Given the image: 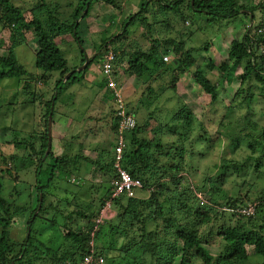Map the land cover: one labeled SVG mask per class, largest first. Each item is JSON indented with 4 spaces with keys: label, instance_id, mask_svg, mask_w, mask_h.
<instances>
[{
    "label": "rangeland",
    "instance_id": "obj_1",
    "mask_svg": "<svg viewBox=\"0 0 264 264\" xmlns=\"http://www.w3.org/2000/svg\"><path fill=\"white\" fill-rule=\"evenodd\" d=\"M40 1L14 0V4L27 18H31V7ZM46 1L61 12L62 18H68L76 5L82 3V0ZM263 2L264 0L238 1L240 5L248 8ZM89 3L90 15L79 20V36L84 47L79 46L74 34L70 32L57 41L71 69L63 78L64 86L60 95L55 90L60 79L58 73L51 74L45 82H38L42 72L36 66L33 50L38 47L33 31H26V42L14 49L15 58L28 72L29 77L5 78L0 81V170L11 172L0 174L2 195L11 204L13 211L20 207L25 208V211L14 215L15 223H12L9 229L10 242L15 244L16 248L15 254L28 238L27 222L30 211L36 210V216L40 212L35 179L29 170L31 160L37 161L38 155L31 157L30 147L25 152L15 145L6 144V140L33 143L40 150L41 137L46 129L44 114L47 107L44 100L48 101L54 95L57 101L52 103L53 154L73 156L81 153L83 157L88 158L81 160L79 170L72 175L81 180L80 185L70 183L69 178L55 180L46 192L48 209L36 221L34 227L35 249L45 255L40 264H59V260L71 248L66 236L73 228H78L77 224L88 223L86 219L79 217V212L88 215L96 212L102 198L108 193V183L105 182L106 178L101 176L99 163L106 161L100 156H103V153L104 157L112 153L115 145L114 131L111 129L116 120L115 106L107 87V77L101 70L103 56L109 47L119 58L116 64V80L121 86H125L124 96L128 109L136 115L141 126H144V122L152 121L150 126L144 127L139 135L140 139L154 138L152 128L157 126L155 121L168 124L174 121L178 113L179 116H187L186 108L191 110L193 119L190 127L193 134L188 137L183 125L179 124L176 128L181 130L178 139L182 138L177 142V148L190 152L184 156L186 163L185 167L183 166L184 171L180 174L184 178L185 186L196 191L204 203L210 202L215 196L216 204H225L234 199L250 201L264 196V89H260L253 78L251 86L242 84L239 78L242 70L227 57L232 43L244 35L245 26L249 24V11H245L248 15L241 12L243 15L214 20L206 13L191 12L188 9L189 0L180 2L181 12L178 14L163 11L157 0H112L111 4L102 0H89ZM144 4H148V7L142 10ZM263 16L261 9L255 11L252 16L255 18V25L264 21ZM133 19L135 20L132 22ZM129 21L132 22L130 25ZM125 24L129 26L125 28ZM125 29L127 32H124ZM2 32L4 34L1 36L7 39L9 45L11 33L4 29ZM121 33L125 35L119 38ZM1 38L0 55L7 56L8 45L2 43ZM177 45H182L184 52L200 49L191 52L196 58V63L188 71L180 64L184 56L177 53ZM152 48L157 50V58L148 63V71L138 76L130 69L131 55L137 51L149 52ZM84 51L93 61L86 71L79 72L85 63ZM165 55L171 57L169 62L164 61ZM162 60L165 62L164 68L160 67ZM211 62L216 67H212ZM221 63H227L230 69L221 70ZM74 68L78 71L77 76H81L79 74L83 72L84 74L77 81L69 83L68 78L75 73ZM197 68L215 85L218 96L216 102L196 83L194 73ZM175 76L179 79L176 87V79H173ZM26 83H30L31 87L25 91ZM33 90L38 93L36 100L30 94ZM250 90L254 95L249 94ZM43 94L46 97H43ZM248 96H252L250 101ZM237 107L238 109H235ZM127 134L126 139L129 138V133ZM168 136L170 138L166 143L176 140V137ZM252 147H256L257 152ZM11 155H14L15 159H9ZM248 157L252 159L249 161ZM174 159L179 160L177 157ZM229 161L237 163V166H229V176L224 186H220V192L214 189L215 182H218V179L223 180L224 176L217 178V175L223 171L227 172L226 169L222 171V167ZM138 195L147 198L149 191ZM207 210L210 211V220L204 225L199 223L198 232L202 235L205 248L217 257L219 252L225 249L219 237V223L222 224L223 219L215 217L216 214L211 208L207 207ZM114 215L117 216L116 210L110 212L107 218L111 219ZM3 216L4 214L0 213V218ZM227 216L229 222L230 216ZM32 220L34 219H30ZM255 221L258 225L264 224L262 215ZM244 222L247 228L253 225V222ZM112 224L118 225L116 221ZM155 226H149L151 231ZM136 227L138 229L141 225ZM110 228L109 224H103L96 242L107 255L120 256L119 251L109 252L114 243L119 247L123 241L121 238H115ZM1 231L0 226V233ZM48 250L56 255H52ZM247 251L249 255L246 261L239 262L240 259L236 256L232 263H264V256L255 253L252 246H247ZM107 255L105 257L110 258ZM129 256L141 262L139 253L130 252ZM176 264H179V259Z\"/></svg>",
    "mask_w": 264,
    "mask_h": 264
},
{
    "label": "trees",
    "instance_id": "obj_2",
    "mask_svg": "<svg viewBox=\"0 0 264 264\" xmlns=\"http://www.w3.org/2000/svg\"><path fill=\"white\" fill-rule=\"evenodd\" d=\"M102 1L109 2V4L112 3V0ZM157 1L163 11H169L175 14L181 12L179 4L183 0ZM238 1L189 0L188 9L195 13H206L207 16L214 20L220 17L232 18L243 14L248 15L245 11H249V24L245 26L244 35L241 39L237 38L232 43L227 57L237 65V68L242 70V74L239 75L242 84L251 86L253 78L260 89H264V21L255 25V18H252L256 10L259 11L261 9V12L264 13V2L248 8V6L240 5ZM54 7L48 4L46 0H41L31 7V18H27L26 14L14 4V0H0V26L2 29L8 30L11 33V42L6 48L8 54L7 56L0 55V81L5 78L29 77L28 72L18 62L17 58H15L14 49L16 46L26 42V31H33L37 37L38 47L35 50L36 66L42 72L38 77V82H45L51 74L58 73L60 79L57 81L55 90L60 95V90L64 86L63 78L71 69L68 67V62L63 56L57 41L63 35L69 34L70 32L74 34L79 46L84 47L83 41L79 36L80 23L78 22L80 19H86L90 15L91 3H89V0H82V3L79 2L76 5L68 18H62L61 12H58L57 8ZM87 7V13H84ZM147 7L148 4H144L142 10H145ZM241 12L245 13L242 14ZM131 23L129 21L128 24L130 25ZM128 24H125V28L129 26ZM126 30L124 32H127ZM123 35L125 33H121L119 38H122ZM1 42L3 43L4 41L2 40ZM199 50L193 49L192 51ZM183 52L184 47L177 45V53H181L184 56L180 64L188 71L195 65L196 58L191 55L190 50ZM157 54L158 52L155 48H152L149 52L137 51L133 53L131 55L130 69L138 76H142L148 71V63L156 60ZM118 59L117 57V61ZM83 62H85V58ZM116 64L115 69L117 70ZM211 66L216 67L213 62H211ZM160 67H165L163 60L161 61ZM220 67L223 71L230 69L227 63H221ZM74 72L68 78L69 83L71 81H77L79 77H83L84 72L79 74L81 76L76 75L78 73L76 72V68H74ZM194 75L196 83L212 97V101L216 102L218 96L216 95L215 85L200 68H197ZM173 79L177 80L174 83L176 87V82H179L178 76H175ZM30 87L31 84L26 83L24 90L26 91ZM250 92L251 90L249 94L254 95L253 92ZM30 94L36 100L37 91L30 92ZM43 97H46V95ZM248 97L250 101L252 96ZM56 101L57 97L54 95L50 100H44L45 106L47 107L46 113L44 114L46 118V129L41 137L42 144L40 150L33 143H15L14 139L6 140V144L15 145L17 148L24 149L25 152L30 147L32 151L31 157L38 155L37 161L31 160L29 170L35 179L38 202H40L41 192L43 193V200L38 216H34L36 210H29L30 218L27 223L31 233L27 240L19 246V250L15 254L16 248L14 247L15 244L10 242L9 229L12 223H15L13 220L14 215L17 212L21 213L25 211V208L20 207L18 210H12L11 204L2 195L3 186L2 180L0 179V213L4 214L0 218V226L2 227L0 233V264H40L44 260L45 255L40 250L35 249L34 227L36 221L48 209L46 206V192L48 188L54 184L55 180L60 181L66 178H69L68 181L70 183L73 182V184L77 185L81 183V180L72 177V175L73 172L79 170L81 160H88V158L83 157L81 153L73 156L67 154L55 156L52 149L50 154L45 157L48 148V119L52 103ZM243 102L247 103V101ZM235 109H238V107ZM186 110L187 116H179L178 113L174 121L168 124H159L155 121L157 126L152 128L155 136L151 140L139 138L144 127L152 124L151 120L144 122V126L138 123L134 130L128 132L129 138L126 139L123 167L129 172L132 178L141 180L144 188L139 190L135 197L129 198L126 195H121L115 199L112 210H116L117 216L114 215L111 219H105L103 222V224L110 225L111 234L115 238L123 239L119 247L118 244L114 243V247L109 251L110 253L119 251L121 255H107L97 244L96 240L101 233L100 230L103 224L99 227V231L95 233L94 238L92 237L96 227V220L99 218L101 210L111 195V182L118 177L115 169L113 150L112 153H108L105 157L103 153V156L100 157H103L106 161L100 160L101 162L99 163L101 176L106 178L105 182L108 183V193L102 198L101 205L96 212H91L89 215L79 212V217L86 219L88 223L85 225L77 224L78 228H73L66 236L71 244V248L59 260V264H80L91 253V241H94L95 244V257L97 259L103 258L104 264H176L178 259L179 264H233L232 261L236 256L240 259L239 262L248 259L249 253L247 246H252L255 253L264 256V224L258 225L255 221L258 216L262 215L264 218V196H259L250 201L234 199L231 200L232 202L227 201L225 204H216L217 198L215 196L213 199H210L211 201L209 200L210 202L206 201V205L197 196L196 191L184 185V178L180 174L184 171L183 166L185 167L184 164L186 163L184 161L186 157L184 156L190 152L188 150H182L180 147L177 148L176 144L182 138L178 139L181 130L179 131L176 128L179 124L180 126L183 125L188 137L193 134V130L190 127L193 119L192 112L190 109L186 108ZM117 128L118 120L116 117L114 125L111 128L114 131L115 141ZM168 135L176 137V140L171 143H166L170 138ZM180 136L182 137L183 135L181 134ZM252 138L251 136L250 139ZM66 140L65 142H68ZM252 149L257 152L256 147H252ZM176 157L179 160L176 161L174 159ZM13 158L15 159L14 155L9 156V159L13 160ZM251 159V157H248L249 161ZM226 164L223 165L222 171L226 169L227 172L223 171L217 175V178L224 176V179H218V182L214 180L216 183L214 189H218L220 192V186H224L229 176V166H237V163L233 161H229ZM1 172L2 174H11L9 170H0V174ZM146 191H149L147 198L138 195ZM253 203H257V208L255 214L252 216L238 215L232 212L233 210L245 208L248 204ZM207 207L214 210L215 217L223 219V223H219V229L221 230L219 237L222 239L225 249L223 251L221 250L217 257L205 248L201 239L202 235L198 232L199 223L204 225L210 220V211L207 210ZM227 215L230 216L229 222H227ZM33 217L34 220L31 222L30 219ZM113 220L118 225L112 224V222L114 223ZM244 221L253 222V225L247 228V226H244L246 225ZM149 224L156 225L152 231L150 229L151 227L149 228ZM136 225H141V227L137 229ZM127 247L128 249L126 250ZM49 252L54 256L56 255L53 251ZM130 252L139 253L141 262L136 258H131V256L128 257ZM105 255L110 258L105 257ZM122 261H125V263H121Z\"/></svg>",
    "mask_w": 264,
    "mask_h": 264
},
{
    "label": "built area",
    "instance_id": "obj_3",
    "mask_svg": "<svg viewBox=\"0 0 264 264\" xmlns=\"http://www.w3.org/2000/svg\"><path fill=\"white\" fill-rule=\"evenodd\" d=\"M163 59L165 62H169L171 57L165 55ZM116 61L117 53L109 47L104 54L101 70L107 77V87L112 93L116 117L118 120L116 141L114 145L115 169L118 177L111 182V195L101 210L99 218L96 220V227L92 234L93 238L95 233L99 231V227L103 224L104 220L108 219V214L113 211L112 205L115 199L121 195H126L129 198L135 197L138 191L144 188L142 181L132 178L129 172L123 167V155L126 147L125 135L137 127L138 121L136 115L130 112L126 105L123 86H121V83L116 80V76L118 75V70L115 69ZM256 208L257 203H253L248 204L245 208L233 210L232 212H235L238 215L252 216L255 214ZM90 246L91 253L86 256L80 264H104L103 258L97 259L95 257L94 241L90 242Z\"/></svg>",
    "mask_w": 264,
    "mask_h": 264
},
{
    "label": "water",
    "instance_id": "obj_4",
    "mask_svg": "<svg viewBox=\"0 0 264 264\" xmlns=\"http://www.w3.org/2000/svg\"><path fill=\"white\" fill-rule=\"evenodd\" d=\"M87 10L88 9H85L84 13H87ZM84 58H85V63H84V66L79 69L78 71H84L88 66L89 64H91L90 62H92L93 60L91 58H89L86 54L84 55ZM77 71V72H78ZM54 103V102H53ZM53 110H54V107H53V104L51 106V110H50V115H49V119H48V148H47V152H46V156H48L51 152V149H52V127H53ZM42 197H43V193L41 192L40 193V204H39V207H38V211L41 209L42 207ZM37 214V212L34 214V216ZM34 219V217H33ZM32 222V221H31ZM30 228L28 230V237L30 236Z\"/></svg>",
    "mask_w": 264,
    "mask_h": 264
},
{
    "label": "crops",
    "instance_id": "obj_5",
    "mask_svg": "<svg viewBox=\"0 0 264 264\" xmlns=\"http://www.w3.org/2000/svg\"><path fill=\"white\" fill-rule=\"evenodd\" d=\"M2 34H4V32H2V27L0 26V38L1 37H3V36H1ZM6 35V34H5ZM4 41L5 42V44H7L8 45V42H6L7 41V39H5L4 37L3 38H1V41ZM34 52H35V50H33ZM87 52L86 51H84L83 52V57H84V55L86 54ZM6 54H4V55H1V56H5ZM87 55H88V53H87ZM130 79H132V77H130ZM133 80V79H132ZM122 86H123V84H122ZM125 87V86H124ZM123 87V88H124ZM34 92L36 91V90H33ZM110 94H111V92H110ZM42 104V103H41Z\"/></svg>",
    "mask_w": 264,
    "mask_h": 264
},
{
    "label": "clouds",
    "instance_id": "obj_6",
    "mask_svg": "<svg viewBox=\"0 0 264 264\" xmlns=\"http://www.w3.org/2000/svg\"><path fill=\"white\" fill-rule=\"evenodd\" d=\"M87 9H88V7H87ZM79 23V22H78ZM104 57V56H103ZM111 92V91H110ZM111 96H112V93H111ZM112 101H113V98H112ZM113 103H114V101H113ZM115 106V105H114Z\"/></svg>",
    "mask_w": 264,
    "mask_h": 264
}]
</instances>
